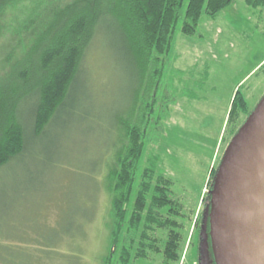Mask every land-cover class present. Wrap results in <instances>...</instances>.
Wrapping results in <instances>:
<instances>
[{"label":"rangeland","instance_id":"obj_1","mask_svg":"<svg viewBox=\"0 0 264 264\" xmlns=\"http://www.w3.org/2000/svg\"><path fill=\"white\" fill-rule=\"evenodd\" d=\"M33 1V20L40 23L53 6L72 0ZM25 13L26 6L7 12L1 26ZM112 35L104 28L83 59L72 118L71 111L25 156L0 168V264H104L112 230L107 180L124 147L116 121L128 118L135 88L122 53L110 48L119 42ZM14 38L7 32L0 39V77L8 70L5 62L20 57L17 48L10 51ZM173 54L171 66L185 75L159 92L167 120L156 142L149 130L148 152L162 157L176 195L192 211L185 250L192 237L197 246L186 264H208L204 224L197 233L194 223L207 216L210 172L230 147L224 138L235 94L241 91L251 109L264 97V12L234 0L215 19L204 16L196 36L178 35ZM151 258L137 264H163L161 256Z\"/></svg>","mask_w":264,"mask_h":264},{"label":"trees","instance_id":"obj_2","mask_svg":"<svg viewBox=\"0 0 264 264\" xmlns=\"http://www.w3.org/2000/svg\"><path fill=\"white\" fill-rule=\"evenodd\" d=\"M233 2L72 0L65 6H53L48 18L36 23L33 0H0V39L7 32L14 33L17 44L13 39L10 51L17 52V48L21 52L16 60L5 62L8 70L0 77V168L25 156L32 142L55 129L71 111L72 118L77 111L76 93L82 85L83 59L102 30L113 34V42L119 40L110 48L117 55L122 53L135 88L128 118L116 121L117 136L123 139L124 147L117 152V165L107 180L112 195V230L104 264H137L150 261L152 256H161L163 264L182 262L187 225L194 222L193 214L176 195L162 157L148 152L149 130H153L156 142L159 127L167 120L163 109L166 100L159 92L163 86V90L173 89L175 80L182 81L185 75L171 66L176 60L177 36H196L204 16L215 19ZM246 3L264 12V0ZM25 6L24 19L3 29V16ZM253 111L238 91L228 117L226 143L237 136ZM217 171L210 172L208 185L214 183ZM208 201L210 195L203 198V202ZM201 224L204 214L194 223L197 233ZM206 234L210 245L209 215ZM192 238L183 264L189 250L197 246ZM209 249L216 264L213 249Z\"/></svg>","mask_w":264,"mask_h":264},{"label":"water","instance_id":"obj_3","mask_svg":"<svg viewBox=\"0 0 264 264\" xmlns=\"http://www.w3.org/2000/svg\"><path fill=\"white\" fill-rule=\"evenodd\" d=\"M209 194L216 264H264V97L231 141Z\"/></svg>","mask_w":264,"mask_h":264},{"label":"flooded vegetation","instance_id":"obj_4","mask_svg":"<svg viewBox=\"0 0 264 264\" xmlns=\"http://www.w3.org/2000/svg\"><path fill=\"white\" fill-rule=\"evenodd\" d=\"M207 235V234H206ZM207 237V236H206ZM209 244V242H208ZM212 248V244L210 243V245H208V264H214L213 263V259H212V255H211V252H210V249L209 248ZM213 251V250H212ZM214 256V254H213ZM214 258V257H213Z\"/></svg>","mask_w":264,"mask_h":264},{"label":"built area","instance_id":"obj_5","mask_svg":"<svg viewBox=\"0 0 264 264\" xmlns=\"http://www.w3.org/2000/svg\"><path fill=\"white\" fill-rule=\"evenodd\" d=\"M185 262V256L182 259V262L180 264H183Z\"/></svg>","mask_w":264,"mask_h":264}]
</instances>
